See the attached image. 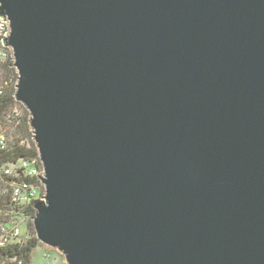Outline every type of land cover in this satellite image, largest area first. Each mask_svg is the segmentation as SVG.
Returning <instances> with one entry per match:
<instances>
[{"label": "water", "instance_id": "1", "mask_svg": "<svg viewBox=\"0 0 264 264\" xmlns=\"http://www.w3.org/2000/svg\"><path fill=\"white\" fill-rule=\"evenodd\" d=\"M66 264H264V0H0Z\"/></svg>", "mask_w": 264, "mask_h": 264}, {"label": "trees", "instance_id": "2", "mask_svg": "<svg viewBox=\"0 0 264 264\" xmlns=\"http://www.w3.org/2000/svg\"><path fill=\"white\" fill-rule=\"evenodd\" d=\"M0 52V264H31L35 250L44 246L33 230L35 203L42 198L44 186L40 175H29L31 169H40V158L30 114L15 97L19 75L12 51L1 40ZM7 170L11 174H6ZM23 184L37 191V196L26 203L13 198L14 188ZM14 227L21 228L20 236L12 235ZM5 236L6 243L2 244Z\"/></svg>", "mask_w": 264, "mask_h": 264}, {"label": "built area", "instance_id": "3", "mask_svg": "<svg viewBox=\"0 0 264 264\" xmlns=\"http://www.w3.org/2000/svg\"><path fill=\"white\" fill-rule=\"evenodd\" d=\"M10 35V26L9 23L5 20L3 21V18L0 17V40L2 42V39L9 37ZM0 56H2L0 52ZM40 169L33 168L29 171V175L31 176H38L40 175L41 177L43 176V166L40 161ZM23 167H26L24 164ZM6 174H11L10 170L6 171ZM37 196V191L34 188L29 187L27 184L19 185L14 188L13 191V198L17 202L21 203H26L27 201L30 200L31 197ZM3 233L6 234V229H2ZM21 234V228L20 227H14L12 228V235L13 236H20ZM6 236L3 238L2 244L6 243ZM46 247V246H45ZM54 251V249L50 247H46V258L50 259L51 258V252Z\"/></svg>", "mask_w": 264, "mask_h": 264}, {"label": "rangeland", "instance_id": "4", "mask_svg": "<svg viewBox=\"0 0 264 264\" xmlns=\"http://www.w3.org/2000/svg\"><path fill=\"white\" fill-rule=\"evenodd\" d=\"M42 198H39L38 200H43L45 197V188L42 189ZM22 231L25 232L26 227H22ZM34 230V228H33ZM35 233V231H34ZM31 264H66L64 257L57 252L56 250L51 252V258H46V247L45 246H39L35 252L32 255Z\"/></svg>", "mask_w": 264, "mask_h": 264}]
</instances>
